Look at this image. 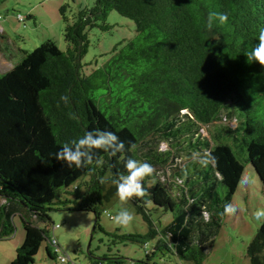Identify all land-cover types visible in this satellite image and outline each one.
Listing matches in <instances>:
<instances>
[{"label":"trees","instance_id":"obj_1","mask_svg":"<svg viewBox=\"0 0 264 264\" xmlns=\"http://www.w3.org/2000/svg\"><path fill=\"white\" fill-rule=\"evenodd\" d=\"M69 8L60 9L65 51L47 40L0 73V240L16 232V218L25 232L12 264H34L44 242L57 260L56 206L93 213L109 246L157 240L139 264L157 256L204 264L248 164L264 187V65L244 55L258 42L264 0H95L71 15ZM112 11L135 23L136 36L89 74V33L110 31ZM210 12L228 22L209 28ZM94 130L115 132L124 150H93V162L80 168L57 159L65 142ZM240 142L244 160L234 150ZM129 158L154 168L142 182L145 196L131 198L148 223L145 236L106 233L99 224ZM150 203L172 213L169 225L155 226ZM246 252L250 264H264V221ZM89 259L126 264L111 247Z\"/></svg>","mask_w":264,"mask_h":264},{"label":"rangeland","instance_id":"obj_2","mask_svg":"<svg viewBox=\"0 0 264 264\" xmlns=\"http://www.w3.org/2000/svg\"><path fill=\"white\" fill-rule=\"evenodd\" d=\"M95 0H0V73H7L23 57L24 52H30L47 40H53L62 51L67 49L63 36L64 24L60 9L69 5L68 14H76L85 8H92ZM19 16L24 21L19 20ZM32 16V18H29ZM107 23L112 26L110 31L94 29L89 33L90 46L83 63L86 72L91 73L110 58L114 46L120 42L129 41L136 36V25L133 21L124 18L117 12L109 13ZM5 55H3V54ZM236 127V124L233 123ZM241 142L234 145V150L240 159L246 158ZM239 188L233 196V203L237 210L227 215L226 223L222 227L219 237L205 260L204 264H250L247 257V246L255 239L263 221L254 219L253 213L258 208H264V187L260 177L248 164L245 168ZM155 180H149L148 185H155ZM135 204L130 199L121 200L116 196L102 209L101 228L106 233L134 234L145 236L149 227L143 218L137 214ZM127 209L133 220L126 226L117 225L112 217L119 211ZM151 217L155 226L162 229L169 225L173 215L164 209H155L149 204ZM51 236L53 226L61 247L66 255L76 264H90V253L93 257H103L111 247L126 264H139L145 262L147 251H151L157 240H148L144 246L129 243L127 245H110L111 237L95 228L96 216L86 211L62 210L59 206L50 211ZM16 232L9 238L0 240V264H12L16 258L17 249L25 240L24 228L18 218L15 219ZM52 227V228H51ZM95 228V230H94ZM47 243L44 242L34 264H62L52 260L46 253ZM151 264H193L182 262L179 259L171 261L157 256Z\"/></svg>","mask_w":264,"mask_h":264},{"label":"clouds","instance_id":"obj_3","mask_svg":"<svg viewBox=\"0 0 264 264\" xmlns=\"http://www.w3.org/2000/svg\"><path fill=\"white\" fill-rule=\"evenodd\" d=\"M214 20L223 25L228 22V15L223 12H210L208 15L209 28L212 27ZM258 32V42L244 55L248 61L264 65V25L259 27ZM68 99L66 95L61 96V100L64 102H67ZM124 148V142L119 139L115 132L94 130L65 142L57 151L56 157L69 168L73 166L80 168L93 162V150H103L115 156L117 153L122 152ZM199 162L206 164V160L203 159ZM125 169L126 174H120L119 179L116 181L119 198L123 201L132 197H144L147 189L142 182L146 177L153 175V165L146 161L141 162L129 158L125 161ZM242 179L245 183L247 182V177ZM236 210L237 205L235 203L225 202V214L230 215ZM253 216L257 221H264V208L256 209ZM112 219L117 225L126 226L133 220V215L127 209H123L114 215Z\"/></svg>","mask_w":264,"mask_h":264},{"label":"built area","instance_id":"obj_4","mask_svg":"<svg viewBox=\"0 0 264 264\" xmlns=\"http://www.w3.org/2000/svg\"><path fill=\"white\" fill-rule=\"evenodd\" d=\"M59 228V226L53 227V235L50 238V245L53 251V254L56 256L57 260L62 264H76L75 262L71 261L70 258L65 253V250L61 247L57 237L54 235V230Z\"/></svg>","mask_w":264,"mask_h":264},{"label":"crops","instance_id":"obj_5","mask_svg":"<svg viewBox=\"0 0 264 264\" xmlns=\"http://www.w3.org/2000/svg\"><path fill=\"white\" fill-rule=\"evenodd\" d=\"M14 234H15V233H14ZM14 234H13V235H14ZM249 262H250V261H249Z\"/></svg>","mask_w":264,"mask_h":264},{"label":"water","instance_id":"obj_6","mask_svg":"<svg viewBox=\"0 0 264 264\" xmlns=\"http://www.w3.org/2000/svg\"><path fill=\"white\" fill-rule=\"evenodd\" d=\"M94 230H95V228H94Z\"/></svg>","mask_w":264,"mask_h":264}]
</instances>
